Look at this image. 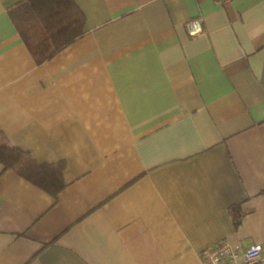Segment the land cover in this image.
Returning <instances> with one entry per match:
<instances>
[{
  "label": "crops",
  "instance_id": "0c3cea01",
  "mask_svg": "<svg viewBox=\"0 0 264 264\" xmlns=\"http://www.w3.org/2000/svg\"><path fill=\"white\" fill-rule=\"evenodd\" d=\"M20 1L0 0V130L44 185L0 161V264L264 243V0H75L84 33L43 62Z\"/></svg>",
  "mask_w": 264,
  "mask_h": 264
},
{
  "label": "trees",
  "instance_id": "16d2710c",
  "mask_svg": "<svg viewBox=\"0 0 264 264\" xmlns=\"http://www.w3.org/2000/svg\"><path fill=\"white\" fill-rule=\"evenodd\" d=\"M20 34L38 62L52 57L84 33L86 15L75 0H21L10 9ZM0 161L42 184L34 174L39 164L27 153L8 144L0 130ZM238 223V220H236Z\"/></svg>",
  "mask_w": 264,
  "mask_h": 264
},
{
  "label": "built area",
  "instance_id": "2783aa9c",
  "mask_svg": "<svg viewBox=\"0 0 264 264\" xmlns=\"http://www.w3.org/2000/svg\"><path fill=\"white\" fill-rule=\"evenodd\" d=\"M228 3L231 0H221ZM187 31L191 35L203 31L201 18H191L186 23ZM203 264H260L264 260V243L253 242L248 247L233 243L228 238L202 248L199 252Z\"/></svg>",
  "mask_w": 264,
  "mask_h": 264
}]
</instances>
